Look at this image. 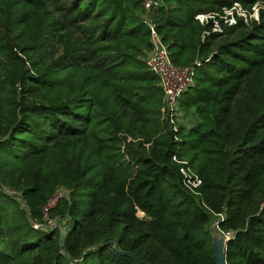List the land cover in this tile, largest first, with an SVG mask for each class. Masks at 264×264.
I'll list each match as a JSON object with an SVG mask.
<instances>
[{
	"label": "trees",
	"instance_id": "obj_1",
	"mask_svg": "<svg viewBox=\"0 0 264 264\" xmlns=\"http://www.w3.org/2000/svg\"><path fill=\"white\" fill-rule=\"evenodd\" d=\"M152 2L0 0V181L19 193L0 190V264H136L89 250L114 237L143 264H215L214 223L231 233L228 264H264V8L221 33L196 18L264 0ZM147 17L175 64L202 62L178 133L145 62ZM60 187L64 238L33 223Z\"/></svg>",
	"mask_w": 264,
	"mask_h": 264
},
{
	"label": "built area",
	"instance_id": "obj_2",
	"mask_svg": "<svg viewBox=\"0 0 264 264\" xmlns=\"http://www.w3.org/2000/svg\"><path fill=\"white\" fill-rule=\"evenodd\" d=\"M152 3V0H147L148 7H150ZM255 7H253V12L249 13L247 10H244L240 3L235 2L232 7L224 8L222 13L212 12L200 14L196 16V18L204 25L207 24L210 19L213 20V31L221 33L223 32L221 21L226 25H236L238 22L237 17H241L245 21H249L250 17L258 19L259 10L264 8V6L258 4ZM246 16L248 17V20H246ZM146 22H148L150 27L153 47L149 51L145 62L149 69L158 76L160 86L163 90V120L168 122L169 126L175 133H178L180 131V126L182 125V122L180 123L179 120V117L182 116L181 98L192 86L195 85L196 70L202 65V62L197 60L194 64L188 66L175 64L171 60L169 47L165 44L162 36L157 31V24L149 20L148 17ZM208 34H210V32H205L206 36ZM175 139L179 140L177 134L175 135ZM172 159L182 165L180 170L183 175L186 189L190 193L192 192L199 195L201 193L200 187L202 186L203 180L198 174L192 171L187 160H180L178 154H174ZM0 190L19 197V193L16 190L4 187L3 184H1V181ZM71 192L70 189L65 187L58 188L43 206L41 219L33 222L34 227L44 231L59 229L62 238H64L69 232L72 222H70L69 217L54 215L53 212L57 209L62 200L69 198ZM220 217L224 220L223 215L220 214ZM215 224L218 225V223ZM230 235L231 233L229 234V237Z\"/></svg>",
	"mask_w": 264,
	"mask_h": 264
},
{
	"label": "water",
	"instance_id": "obj_3",
	"mask_svg": "<svg viewBox=\"0 0 264 264\" xmlns=\"http://www.w3.org/2000/svg\"><path fill=\"white\" fill-rule=\"evenodd\" d=\"M229 232L222 231L218 225L215 223L212 225L211 231H210V237L213 240V258H215V264H228L227 258H226V251L228 247V243L231 240L229 237ZM112 245V247L115 249L117 254L121 256H125L130 258L131 260H134L136 264H143L142 260L136 255V253L124 250L121 247L120 241L117 237H114L113 239L109 240L106 243H100L97 245H94L92 248H90V251L99 249L103 246Z\"/></svg>",
	"mask_w": 264,
	"mask_h": 264
},
{
	"label": "rangeland",
	"instance_id": "obj_4",
	"mask_svg": "<svg viewBox=\"0 0 264 264\" xmlns=\"http://www.w3.org/2000/svg\"><path fill=\"white\" fill-rule=\"evenodd\" d=\"M255 9H256V7H255ZM256 12V11H255ZM248 17L246 16V20H248L247 19ZM182 110V109H181ZM182 116H180L179 117V120H180V123L182 122V125H187V126H189L190 124H191V122H193V120H192V117L189 115V117H185L184 116V113H183V110H182ZM89 199H87L86 200V204H85V206H84V211L85 212H87L88 210H89ZM140 216H142L143 214H139ZM19 264H31L30 262H31V260H30V258H29V260H27V259H18V261H17Z\"/></svg>",
	"mask_w": 264,
	"mask_h": 264
},
{
	"label": "crops",
	"instance_id": "obj_5",
	"mask_svg": "<svg viewBox=\"0 0 264 264\" xmlns=\"http://www.w3.org/2000/svg\"><path fill=\"white\" fill-rule=\"evenodd\" d=\"M181 112H182V110H181ZM161 119L163 120V108H162V116H161ZM191 124H192V122H191ZM191 124H190V125H191ZM190 125H189V126H190ZM185 126H186V127H189V126H187V125H185Z\"/></svg>",
	"mask_w": 264,
	"mask_h": 264
}]
</instances>
